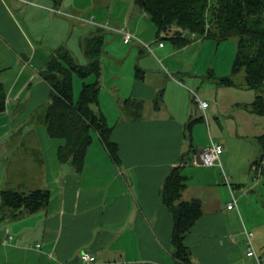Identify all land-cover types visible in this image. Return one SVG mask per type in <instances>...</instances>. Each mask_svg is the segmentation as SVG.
Wrapping results in <instances>:
<instances>
[{
	"label": "crops",
	"instance_id": "1",
	"mask_svg": "<svg viewBox=\"0 0 264 264\" xmlns=\"http://www.w3.org/2000/svg\"><path fill=\"white\" fill-rule=\"evenodd\" d=\"M120 27L154 44L156 53L137 41H124L111 29ZM97 32L104 45L98 103L92 107L112 127L119 158L114 161L99 134L92 132L83 168L76 172L71 163L57 159L63 140L46 133L43 114L50 86L39 70L63 45L85 63L83 38ZM155 37L154 23L135 0H0V82L6 90L0 111V195L7 189L50 190L44 208L15 218L0 215V264H82L85 251L95 257L93 264H175L172 215L163 204L162 183L183 160L187 181L182 197L202 202V215L184 239L190 264H254L245 254L244 228L252 231L255 248L264 250V157L255 165L245 161L243 172L237 171L232 146L217 140L238 201V209L227 208L231 192L220 167L193 163L209 137L193 145L192 137L190 142L185 136L187 121L202 114L197 107L196 116L194 106V92L199 93L190 89L191 99L183 84L205 88L203 94L212 96L214 88L203 80L209 81V71L215 70L212 51L217 52L219 43L200 37L183 46L171 41L160 46ZM193 51L198 53L192 59L184 57ZM215 85V104L206 109L211 122L216 113L230 111V105L251 102L227 90L230 105H222L221 85ZM128 98L144 101L140 118L123 115ZM38 110L39 120L33 122ZM35 244L38 248L29 247Z\"/></svg>",
	"mask_w": 264,
	"mask_h": 264
},
{
	"label": "trees",
	"instance_id": "2",
	"mask_svg": "<svg viewBox=\"0 0 264 264\" xmlns=\"http://www.w3.org/2000/svg\"><path fill=\"white\" fill-rule=\"evenodd\" d=\"M60 1V0H57ZM154 23L157 36L168 38L174 45L183 46L193 37L213 39L217 42L235 37L237 50L231 73H244L238 85L254 89L257 93L248 104L253 112H264V0H135ZM184 32L191 34L185 35ZM164 35V36H163ZM104 40L102 34L85 36L82 41L85 63H79L66 46L57 47L45 60L39 74L49 84V99L45 105L44 126L50 138L62 139L57 148L59 162H69L76 172L83 168L85 154L92 142V132H97L114 161H118V146L111 140L112 127L105 115L92 105L98 103V77L101 73V55ZM74 75L83 80L90 75L93 82H82L78 97L74 100ZM237 84L229 76L218 83ZM161 93L154 99L159 106ZM6 90L0 82V111L5 109ZM144 101L128 98L122 107L123 115L138 119L142 115ZM202 116L194 117L185 124L188 133ZM186 134V132H185ZM186 136V135H185ZM191 142V137H189ZM260 144V159L264 157V132L256 137ZM192 147V146H191ZM259 158L254 163L260 162ZM184 160L173 165L162 183V200L172 215L170 233L171 254L175 264H190L191 251L184 239L202 215L199 198L184 199L187 176L183 173ZM264 172V170H263ZM1 219L15 218L23 213L35 212L48 205L50 190H2Z\"/></svg>",
	"mask_w": 264,
	"mask_h": 264
},
{
	"label": "rangeland",
	"instance_id": "3",
	"mask_svg": "<svg viewBox=\"0 0 264 264\" xmlns=\"http://www.w3.org/2000/svg\"><path fill=\"white\" fill-rule=\"evenodd\" d=\"M184 33L185 35L191 37V34H189L188 32H184ZM155 38H156V41H155L156 43L162 42L163 44L165 43V44L170 45V40L168 38H161L160 36L155 37ZM199 38H200L199 36H197L196 38L193 37L192 41H199L200 40ZM70 41H73V36L70 38ZM209 41L213 42L214 44L219 43L217 52L212 51L213 61L211 63V66L215 70H213L214 72L212 70L209 71V75H210L209 81L203 80V82L206 85L208 86L210 85L214 88L213 92L210 93L212 96L203 94L205 88L201 89V88H197L196 86L193 87L189 84H183L184 85L183 87H185L184 90H186L188 96H190L192 99V95L189 92V90L194 89V91H197L199 93L200 97H204L210 104L211 103L215 104V100H214V97L216 96V93H215L216 85L215 84H217V85H221L218 98L222 105H228L230 99L232 98V95L227 93V90H234L231 92H235V93H232V94H235V97H240L238 94L241 93L243 99H250L249 101H252L257 93L254 89L246 88V87H242L241 89H238L240 88L238 84L242 82V80L244 79V73L243 72L234 73V74L231 73V66H232L233 59H234V56L237 50L236 38L232 37V38H228V39H225L219 42L212 40V39ZM145 42H148V41H145ZM150 45H151V48L154 50V47H155L154 44L151 43ZM193 53H196V52L193 51L190 53H184L183 55L184 57L188 59H192ZM217 71L220 72V74ZM206 75H208V72ZM224 76L231 77L234 81L237 82V84L224 85L220 82L218 83V80ZM201 77L203 78L204 76H201ZM76 80L78 81V83H75ZM94 80L95 78L93 75L87 77L84 80L80 78L79 76L74 75V84H73V92H75L74 100H76L78 97V94L82 86V82L83 81L91 82ZM223 85L231 86L236 89H226L227 87H223ZM262 94L264 96V86L262 89ZM249 95H250V98H247L249 97ZM101 98L104 99V96L101 95ZM248 104H249L248 102L241 104L243 106L242 108L245 109L244 111L240 110L239 106L241 105H237V104L230 105L229 104L231 107L230 109L231 112L227 111V113L223 115L222 114L218 115L216 113L213 116L212 122L210 121V116L206 115L207 116L206 119L203 118L202 121H197L194 123V125L191 128V133H189L188 135H187L188 130L186 129V136L192 137L193 145L194 144L200 145V142L202 141L205 142V140L209 137V133L212 135L213 139H215L216 141L221 140L223 143L227 142L228 145L232 146V150L234 151L232 152L234 154L232 155V157L234 158L236 170L237 171L241 170L243 172V170L245 169V161L251 160L254 163L253 160H255L254 158L256 155H257V158L260 159V153H261L260 144L258 143V141H256V137L264 132V112L263 113L253 112L250 108H248ZM194 106H195L196 116H198L200 114L198 112L199 110L196 104H194ZM33 117H34L33 122L37 121V119L39 120V110ZM43 117H44V114H43ZM237 122L239 125L237 124ZM237 127H238V131H237ZM243 142H244V145H243ZM190 166L191 165L189 164V167ZM220 170L222 172L221 167H220ZM262 181H264V174L262 175Z\"/></svg>",
	"mask_w": 264,
	"mask_h": 264
},
{
	"label": "built area",
	"instance_id": "4",
	"mask_svg": "<svg viewBox=\"0 0 264 264\" xmlns=\"http://www.w3.org/2000/svg\"><path fill=\"white\" fill-rule=\"evenodd\" d=\"M53 11L57 13L66 14V12H62L59 8H52ZM87 21H90L93 24H98L93 21V19H87ZM102 27H107L106 24H98ZM109 28V27H108ZM112 30H116L121 33L124 41H137L140 43L147 51L150 53H154L153 49L151 48L150 43L145 42L141 38H139L137 35L130 32L125 27L120 28H111ZM159 45L162 46L163 43L159 42ZM165 71L170 75V73L165 68ZM195 95V101L197 103V107L201 110V114L203 118H206V109L209 106V102L205 99L200 98L196 92H194ZM223 152V145L214 140L209 135V141L208 143L198 152V154L193 158V163L197 165H203V166H214L218 165L222 168L223 173V179L227 186L229 187V190L231 192V200L227 203V208H236L238 209V201L235 195L233 194L234 190L232 188V185L224 171L223 165L221 163V154ZM244 235H245V254L247 257L251 258L254 261V264H264V250L258 251L255 248L254 242H253V233L252 231L244 228ZM30 248H38V244H35L34 246L29 245ZM95 261V257L89 253V252H83L81 255V263L82 264H93ZM67 264V263H64Z\"/></svg>",
	"mask_w": 264,
	"mask_h": 264
}]
</instances>
